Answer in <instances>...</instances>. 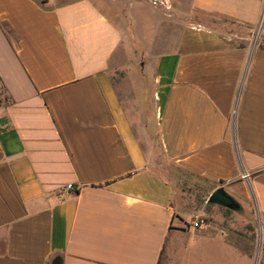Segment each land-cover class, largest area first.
Instances as JSON below:
<instances>
[{"label":"crops","instance_id":"1","mask_svg":"<svg viewBox=\"0 0 264 264\" xmlns=\"http://www.w3.org/2000/svg\"><path fill=\"white\" fill-rule=\"evenodd\" d=\"M263 11L0 0V264H159L202 185L264 219ZM233 232L195 229L177 264H258Z\"/></svg>","mask_w":264,"mask_h":264},{"label":"rangeland","instance_id":"2","mask_svg":"<svg viewBox=\"0 0 264 264\" xmlns=\"http://www.w3.org/2000/svg\"><path fill=\"white\" fill-rule=\"evenodd\" d=\"M159 3L162 0H155ZM172 0H168L170 3ZM185 7L188 6V0H183ZM187 21L189 16L187 14ZM188 24V23H187ZM250 42L264 47V11L258 27L250 35ZM136 54V53H135ZM143 61V60H142ZM139 61V62H142ZM144 62V61H143ZM136 66H139L138 63ZM114 84L124 83L127 87L130 84V77L126 76L121 69L114 70L111 74ZM133 78V77H132ZM209 191L202 185L195 189L192 199L194 203H185L179 205L184 212L192 216L188 218L185 225L169 239L161 254L159 264H177L182 261L181 255L177 251L179 245H191L193 243L192 235L195 229L203 227H215L222 229L234 228L233 238L244 250H249L251 260H258V264L264 263V219L255 212L252 206L242 207L237 211L224 208L207 202ZM216 224V225H215ZM168 249H170L168 251ZM191 253L186 261H193Z\"/></svg>","mask_w":264,"mask_h":264},{"label":"water","instance_id":"3","mask_svg":"<svg viewBox=\"0 0 264 264\" xmlns=\"http://www.w3.org/2000/svg\"><path fill=\"white\" fill-rule=\"evenodd\" d=\"M207 202L210 204H215L224 208L235 210L238 208L235 200L230 197L223 188H218L213 191L207 198Z\"/></svg>","mask_w":264,"mask_h":264},{"label":"built area","instance_id":"4","mask_svg":"<svg viewBox=\"0 0 264 264\" xmlns=\"http://www.w3.org/2000/svg\"><path fill=\"white\" fill-rule=\"evenodd\" d=\"M72 190H73L72 185H67L66 187L63 188L61 194H67V193L71 192Z\"/></svg>","mask_w":264,"mask_h":264},{"label":"trees","instance_id":"5","mask_svg":"<svg viewBox=\"0 0 264 264\" xmlns=\"http://www.w3.org/2000/svg\"><path fill=\"white\" fill-rule=\"evenodd\" d=\"M260 48L264 50V47H260Z\"/></svg>","mask_w":264,"mask_h":264}]
</instances>
